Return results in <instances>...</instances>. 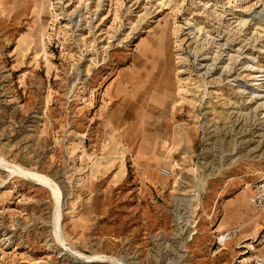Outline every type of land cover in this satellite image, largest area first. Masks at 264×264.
Segmentation results:
<instances>
[{
    "label": "rangeland",
    "instance_id": "rangeland-1",
    "mask_svg": "<svg viewBox=\"0 0 264 264\" xmlns=\"http://www.w3.org/2000/svg\"><path fill=\"white\" fill-rule=\"evenodd\" d=\"M0 161V264L264 257V0H0Z\"/></svg>",
    "mask_w": 264,
    "mask_h": 264
},
{
    "label": "crops",
    "instance_id": "crops-1",
    "mask_svg": "<svg viewBox=\"0 0 264 264\" xmlns=\"http://www.w3.org/2000/svg\"><path fill=\"white\" fill-rule=\"evenodd\" d=\"M175 141H177V138ZM177 143H178L177 145H180L179 141H177ZM228 191H229L228 188L222 189L220 191V198H223L224 195L228 193ZM252 193H254V189ZM241 199H242L241 191H239L233 199L228 200L224 205L223 217L216 227V232H217L216 237L219 236L220 234L222 235L225 233H229L231 234V238L226 242L223 248L216 246V249L219 251L224 250L226 245L230 244L237 237H238L237 238L238 241H241ZM238 249H241V247H239Z\"/></svg>",
    "mask_w": 264,
    "mask_h": 264
},
{
    "label": "bare ground",
    "instance_id": "bare-ground-1",
    "mask_svg": "<svg viewBox=\"0 0 264 264\" xmlns=\"http://www.w3.org/2000/svg\"><path fill=\"white\" fill-rule=\"evenodd\" d=\"M256 20V19H255ZM244 23H246V22H244ZM202 29L201 28H199V31H201ZM257 78V77H256ZM258 79V78H257ZM256 79V80H257ZM255 87L256 88H254L253 90H252V92L251 93H254V94H256L257 96H260V94H259V92H261V89H262V86H261V84H256L255 85ZM169 143V142H168ZM169 148H170V150L171 149H175V146H177V142L173 139V142L172 143H169ZM138 153V152H137ZM138 159L142 162V167H143V169L146 171V172H148V171H150L151 170V168H153V165L151 164V160H152V157L150 156V154H149V151H139V154H138ZM137 159V160H138ZM136 160V159H135ZM138 160V161H139ZM0 165H2V161H0ZM3 166H4V164H3ZM4 167H6V168H9L10 166L7 164V163H5V166ZM12 173H16V172H19V174H23V175H26V177H28V178H30V179H32V180H34V181H38V182H40V183H43V184H46V185H48V186H50L52 189H53V191L54 192H56L57 193V191H56V188L52 185V184H50L45 178H43L42 176H38V175H36L35 173H32V172H30V171H26V172H23V171H21V170H18L17 168H15V167H12ZM170 176V175H169ZM198 188H200L199 186H197ZM197 188V189H198ZM194 193L196 194V195H198L197 194V192L196 191H194ZM250 249L251 250H254L255 248H254V246H250ZM95 259V258H94Z\"/></svg>",
    "mask_w": 264,
    "mask_h": 264
},
{
    "label": "built area",
    "instance_id": "built-area-1",
    "mask_svg": "<svg viewBox=\"0 0 264 264\" xmlns=\"http://www.w3.org/2000/svg\"><path fill=\"white\" fill-rule=\"evenodd\" d=\"M160 173L163 177H168L170 175V172L167 169H162ZM250 202L254 207L264 209V181H261L255 186ZM230 238L231 234L229 233L217 236L216 246L223 248ZM252 264H264V258L257 256L254 258Z\"/></svg>",
    "mask_w": 264,
    "mask_h": 264
}]
</instances>
